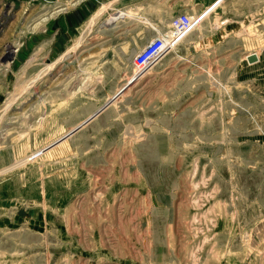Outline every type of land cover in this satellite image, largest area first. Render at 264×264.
<instances>
[{"label":"rangeland","instance_id":"rangeland-1","mask_svg":"<svg viewBox=\"0 0 264 264\" xmlns=\"http://www.w3.org/2000/svg\"><path fill=\"white\" fill-rule=\"evenodd\" d=\"M0 264H264V0H0Z\"/></svg>","mask_w":264,"mask_h":264},{"label":"built area","instance_id":"built-area-1","mask_svg":"<svg viewBox=\"0 0 264 264\" xmlns=\"http://www.w3.org/2000/svg\"><path fill=\"white\" fill-rule=\"evenodd\" d=\"M191 26H192L191 18L187 14L182 13L176 18H174L173 21L171 22L170 32L172 33V35L177 37L179 35L187 33L191 29ZM161 38H156L151 40L148 43V46L145 47L141 52H139L135 56L134 64L138 68L145 67L149 63V61L160 52L164 44L163 41L165 40L164 38L162 39Z\"/></svg>","mask_w":264,"mask_h":264},{"label":"water","instance_id":"water-1","mask_svg":"<svg viewBox=\"0 0 264 264\" xmlns=\"http://www.w3.org/2000/svg\"><path fill=\"white\" fill-rule=\"evenodd\" d=\"M246 60H247L248 63L251 64V63L257 62L258 61V57H257L256 53L252 52V53H250V54H248L246 56Z\"/></svg>","mask_w":264,"mask_h":264},{"label":"bare ground","instance_id":"bare-ground-1","mask_svg":"<svg viewBox=\"0 0 264 264\" xmlns=\"http://www.w3.org/2000/svg\"><path fill=\"white\" fill-rule=\"evenodd\" d=\"M60 10V9H59ZM58 12V11H57ZM51 13V12H50ZM51 15V14H50ZM254 53H256V55H257V57H258V53L257 52H254Z\"/></svg>","mask_w":264,"mask_h":264}]
</instances>
